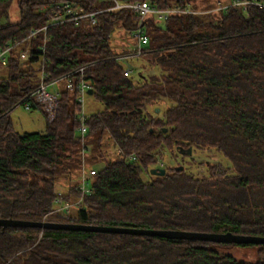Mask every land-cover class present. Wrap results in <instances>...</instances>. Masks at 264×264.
Returning a JSON list of instances; mask_svg holds the SVG:
<instances>
[{"label":"trees","instance_id":"1","mask_svg":"<svg viewBox=\"0 0 264 264\" xmlns=\"http://www.w3.org/2000/svg\"><path fill=\"white\" fill-rule=\"evenodd\" d=\"M64 1L16 0L18 19L2 22L12 0H0V50L12 46L7 76L0 77V218L264 236V8L174 14L162 23L148 18V42L138 57L156 70L134 77L132 70L124 74L111 46L116 27L131 32L137 26V15L124 8L98 13L94 24L78 19L48 25L27 39V58L19 57L30 32L48 22L41 6ZM72 1L85 11L113 5ZM146 1L159 8L191 3ZM79 67L103 105L86 120L89 166L103 158L105 132L136 159L120 154L96 168L91 192L79 205L50 213L58 197L79 196L77 180L71 182L79 176V105L76 90L61 89L49 119L34 91L41 69L52 80ZM24 98L28 110L42 113L44 131L15 129L10 111ZM189 146L220 152L230 165L209 162L195 174L163 164L164 175L142 177L163 150L176 155ZM217 245L226 243L0 227V264H264V244L256 245L254 262L222 254Z\"/></svg>","mask_w":264,"mask_h":264},{"label":"built area","instance_id":"2","mask_svg":"<svg viewBox=\"0 0 264 264\" xmlns=\"http://www.w3.org/2000/svg\"><path fill=\"white\" fill-rule=\"evenodd\" d=\"M113 2V5L110 7L99 9V10H84L83 7L79 4V2L72 0H65L64 2H54L47 3L41 6L40 10L45 15L48 16V22L42 28L33 30L30 32L29 36L24 40V49L19 52V57L24 59L27 58L29 54L30 42L28 41L30 37L34 36L39 30H45L48 25L61 23L64 21H75L78 19H87L91 24L96 22V16L98 13L104 10L110 9H120L124 8L137 15V26L135 30L129 32L132 38L134 39V44L132 47H125L122 51L114 56V59L119 61H127L131 58L138 57L142 54L144 46L148 42V36L145 32L144 22L148 18H152L156 22H162L167 19L169 16L174 14H196L203 12H211L217 10H226L229 8H239L243 12H246L247 8L251 5L264 8V0H229L225 3H220L214 9L207 11H199L198 9L192 7L189 3L184 6L172 5L171 7L159 8L156 6H152L148 1H134L123 3L118 0H110ZM28 39V40H27ZM12 46H6L3 50H0V64L5 65L7 62V58L9 55V51ZM131 73V69L129 66L124 67V74L128 75ZM75 74H79L78 78L74 77ZM49 73L45 72L43 69L40 70L38 85L34 91L35 96L34 100L43 105L44 110L47 112V117L52 119L55 115V109L57 107L58 98L60 95L61 89H56L53 92L49 91V86H55V84L59 81L65 82V88L68 90H76V102L79 105V109L77 110V120L79 122V126L77 128V132L79 135V148L82 154H85L86 150V140H87V123L86 120L88 118V114L83 110V103L85 100V96L88 94L87 90L91 88L88 82L84 78L83 67H79L78 69L69 72L61 77L49 80ZM22 105L25 109H29L30 103L26 98L23 99ZM119 153L128 161H134L136 159V154L131 152L129 154H125L123 151L118 149ZM85 156H82V160H84ZM156 167H162L163 162L158 155H156ZM82 161L81 170L79 171V176L77 178V189L79 190V196L72 201H64L60 197L56 199V205L51 210L50 213H58L64 212L67 213L69 210L77 206L81 203L83 197L91 192L92 178L96 172V168L90 167L86 165ZM90 185V187H89ZM57 188L59 194L62 193L61 185L57 183ZM46 216L43 217L45 220Z\"/></svg>","mask_w":264,"mask_h":264},{"label":"rangeland","instance_id":"3","mask_svg":"<svg viewBox=\"0 0 264 264\" xmlns=\"http://www.w3.org/2000/svg\"><path fill=\"white\" fill-rule=\"evenodd\" d=\"M220 3H225L224 0H191V5L197 9H214ZM19 17L18 6L16 0H12L8 11V18H3L2 22L16 21ZM162 23V22H161ZM134 44V39L129 32L124 31L120 27H116L112 33V49L118 54L125 47H132ZM124 67L129 66L132 70V75L136 77L139 71L144 74L152 73L156 70V67L150 65L145 57H135L127 61H122ZM7 68L0 64V77L7 76ZM65 82L59 81L55 86H49V91H54L56 89H64ZM166 105H163L162 109ZM103 109V105L95 98L93 94H87L83 103V110L86 114L96 113ZM10 118L17 131H44L45 129V119L39 110H28L25 109L21 103H18L11 111ZM87 149L85 154L78 149L77 156L79 157V169L81 170L82 161L86 165H89L88 156L90 154L91 145L87 143ZM100 149L103 154V158L93 163L95 168H101L108 161H113L120 158V153L118 147L115 146L112 139L109 137L108 133L105 132L102 135ZM82 156L84 160H82ZM162 162L171 167H184L187 171H192L195 174H202L205 172L206 165L209 162H221L224 165H230L228 159H226L220 152L212 150H193L189 154H180L177 151L176 155H172L168 150H163L162 155L159 156ZM156 167V165H155ZM142 177L148 179L151 175L149 172H142ZM77 180V173L73 174L71 182ZM68 182H63V189L67 187ZM61 187V186H60ZM90 187V185H89ZM222 254H229L233 256L238 261L243 262H254L256 259L257 246L254 244L250 245H238V244H226L217 245L214 247Z\"/></svg>","mask_w":264,"mask_h":264},{"label":"water","instance_id":"4","mask_svg":"<svg viewBox=\"0 0 264 264\" xmlns=\"http://www.w3.org/2000/svg\"><path fill=\"white\" fill-rule=\"evenodd\" d=\"M88 94H92V88L87 90ZM180 154H191L192 147L177 148ZM166 172L164 167H152L149 170L150 174L162 176ZM0 227H34L40 229L54 230H76V231H93V232H108V233H125L134 235L161 236L175 239L201 240L216 243H234V244H264V236L235 234L231 231L219 232H200V231H184V230H169V229H149L135 227H120V226H104L95 224H83L73 222H57L50 220H23L0 218Z\"/></svg>","mask_w":264,"mask_h":264},{"label":"crops","instance_id":"5","mask_svg":"<svg viewBox=\"0 0 264 264\" xmlns=\"http://www.w3.org/2000/svg\"><path fill=\"white\" fill-rule=\"evenodd\" d=\"M229 0H224V2H228ZM197 9V8H196ZM199 11H207V10H211V8L209 9H198Z\"/></svg>","mask_w":264,"mask_h":264}]
</instances>
